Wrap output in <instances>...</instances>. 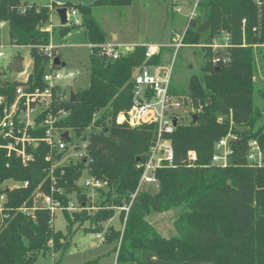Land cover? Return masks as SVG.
Masks as SVG:
<instances>
[{
  "label": "trees",
  "instance_id": "1",
  "mask_svg": "<svg viewBox=\"0 0 264 264\" xmlns=\"http://www.w3.org/2000/svg\"><path fill=\"white\" fill-rule=\"evenodd\" d=\"M129 0H94L92 4L60 5L74 9L79 25L59 28L60 37L81 27L89 42V83L74 92V100H63L55 109L69 111L59 126L72 130L86 141V155L76 162L63 163L62 154L52 152L40 142L29 147L31 160L23 164L14 154L0 147V193L5 196L0 215V264H31L46 243L57 252L65 244L62 233L50 223L51 214L35 209L33 215L18 210L31 207L37 193H54L65 206L75 193L80 204L94 207L62 213L66 227L88 222L87 232L100 233L102 223L114 216L116 209L128 204L135 193L144 163L157 140V127L143 123L130 127L116 123V116L126 112L133 102V75L143 64L161 62L160 50L146 58V46L134 45L111 59L101 53L105 36L92 14L94 6H116ZM58 6L28 4L22 0H0V20L8 27L10 43L35 45L49 43L50 16ZM23 10V13H21ZM196 17L188 18L184 43L204 44L207 60L201 76L191 75L187 90L175 87L170 79L169 93L188 96L198 110L188 123L176 124L173 132L163 133L173 152V165L166 161L155 171L157 185L138 190L127 211H118L121 230L108 228V238L117 241L115 264H264V159L252 165L246 159L247 143L255 140L264 152V122H256L260 111L253 108V44L264 45V0H197ZM53 30V27L51 31ZM228 33L230 46L213 53L211 44ZM230 55L227 63L211 64L214 55ZM32 68L28 81L42 85L47 56L29 49ZM56 57V56H55ZM264 61V54L262 55ZM15 82H3L0 93H13ZM220 118V120L218 119ZM228 133L231 154L228 164L211 163L214 144ZM194 152L192 162L187 153ZM86 171L104 183L96 188L94 203L88 200L76 181ZM27 182L8 189L6 181ZM180 208L174 218L175 233L163 237L149 222L152 213ZM106 241V240H105Z\"/></svg>",
  "mask_w": 264,
  "mask_h": 264
},
{
  "label": "built area",
  "instance_id": "2",
  "mask_svg": "<svg viewBox=\"0 0 264 264\" xmlns=\"http://www.w3.org/2000/svg\"><path fill=\"white\" fill-rule=\"evenodd\" d=\"M197 3V2H196ZM195 8L190 12V17L195 16ZM176 11H180V7H176ZM23 13V10H21ZM80 18L77 15L76 10H66V25H79ZM5 24L0 20V28ZM49 27H41L42 31L48 30L51 32L52 25ZM223 45L213 42L210 46L212 48H226L230 46L229 35L224 33ZM11 46L16 48H34L41 54L47 56L45 62V70L41 76L42 85H33L28 81V76L31 72H25L22 65V70L18 73L22 74L23 78L7 77L3 75V71L0 69V87L3 86V82H15L13 93L11 95L7 93H0V147L4 148L7 155L14 154L19 157L23 164L28 163L32 154L28 148H35L40 142L45 143L49 152L46 159L50 160L52 152H60L62 154L60 161L52 164V168L56 165L62 164L64 161L76 162L81 160L86 155V141L81 136L75 135L76 140L73 141L70 135V129L59 126V121L67 117L69 111L64 108L55 109L58 102L63 100H69L70 92L67 89L69 87V80L74 79L77 75L76 71L60 70L59 65H55L53 59L55 54L54 48L50 43L47 44H35V45H17L10 43ZM146 46L145 56H150L158 52L160 46L153 44H144ZM90 44H88V47ZM154 46V48H153ZM5 46L0 45V58L5 55L3 50ZM101 53L105 57L116 59L122 52H125L131 48L126 45L117 44L114 42H105L100 45ZM125 48V49H123ZM128 48V49H127ZM14 58L12 63L15 61ZM213 63H227L230 61V55L223 53L222 55H216L212 59ZM8 63V64H9ZM7 64V68H8ZM32 68V59H31ZM152 66L143 63L134 73L132 79L134 83L133 102L130 108L126 112H120L116 116V123H127L130 127H136L143 123H152L157 127V140L153 147H151L148 157L144 163L138 164L141 167L142 172L136 191L131 196V200L128 204L119 207L121 210L127 211L132 199L136 192L144 186L157 185V177L155 171L160 167L164 161L168 165H173V152L169 140L162 139L163 133L173 132L176 124L179 121L178 110L181 109L185 100H188L183 95H172L169 93L171 71L169 70L165 74H159L158 72H151ZM16 72V71H13ZM185 98V100H184ZM67 132L68 139H65L62 135ZM234 138V134L228 133L226 136L220 138L213 148V154L211 156V163L226 166L228 164V157L231 154L230 140ZM71 157V158H70ZM74 161H70V160ZM195 159V154L192 151L187 153L186 160L192 162ZM246 159L249 163L260 166L264 159V152L258 146L255 140H250L247 143ZM52 186L49 194L37 193L33 198V205L31 207L21 206L19 211L33 215L35 209L43 208L51 214L50 223L53 224L54 214L57 210L68 212L81 211L82 209L94 208L85 206L83 204H74L71 198L64 206L61 200L54 196V193L62 194V189L54 188L55 180L51 177ZM13 183V182H12ZM27 182L13 183L12 186H8V189L16 188L19 186H26ZM104 185L103 182L89 177L85 179L83 186L90 188L92 193L84 191L86 198L89 200L96 195V188H100ZM40 201L41 206H37ZM5 202V196L0 193V215L4 217L2 213L3 204ZM96 238L100 241L104 240L103 235L95 233Z\"/></svg>",
  "mask_w": 264,
  "mask_h": 264
},
{
  "label": "rangeland",
  "instance_id": "3",
  "mask_svg": "<svg viewBox=\"0 0 264 264\" xmlns=\"http://www.w3.org/2000/svg\"><path fill=\"white\" fill-rule=\"evenodd\" d=\"M24 1L36 5H50L53 2L56 5L65 2L72 4H92L94 2V0ZM196 2L197 0H129L124 5L94 6L92 14L99 22L102 31H104L103 34L108 40L111 38L110 34L115 33L119 37V43L128 46V48L137 44L149 43L162 47L160 50L161 62L153 65L151 72L165 74L170 70L171 80L175 87L187 90L191 75L201 76L202 68L207 60L204 44L201 42H183L186 23ZM176 7H180V11H176ZM194 17H196V10ZM51 20L54 28L50 33L49 43L54 48L55 56L59 57L60 61L65 64L59 68L62 71L73 70L77 72L76 77L69 80L67 91L69 93L70 91L75 92L78 89H83L89 83V42L85 38L81 27L72 29L65 35L66 37H60V24L56 13L52 14ZM49 26V24L46 25V27ZM223 37L224 33L216 38L214 42L223 45ZM0 45L5 46L3 49L5 55L0 58V69L3 71V75L23 78L22 74L9 70L7 64L13 61L16 56H20L24 71L29 72L31 69L29 50L10 45L7 25L0 28ZM211 49L215 53L216 51H222L224 48L211 47ZM252 49L254 53L252 65L254 95L252 104L253 108L261 113L256 121L261 123L264 122V61L262 59L264 45L253 44ZM213 57L210 62L216 65L212 61ZM183 96L188 100L184 98L185 102L178 110L179 122L188 123L191 117H196L198 110L191 106L188 96ZM218 119L220 120V118ZM70 135L75 141V133L72 130H70ZM70 161L74 160L71 159ZM63 163L67 162L64 161ZM82 175L76 181V184L83 192L92 193L90 188L83 186L85 179L89 178L86 171ZM7 185L12 186L13 183L8 180L3 183L2 187ZM150 187L152 186H144L141 189L147 190ZM70 198L74 204H79L74 192L70 194ZM95 198L96 195L89 200L94 203ZM179 209L173 208L162 213H152L147 218L163 237L168 238L175 233L173 221ZM118 211L119 209H116L114 216L101 224L103 230L100 234L103 235L104 240L100 241L94 235L95 233L87 232L88 222L82 224L75 222L70 229H67V222L62 211L57 210L53 218V228L55 231L62 233L59 242L66 243V245L63 249L53 252L52 242L48 241L46 252L40 251L31 264H115L113 249L117 245V241H108L110 239L107 231L110 227L121 230L122 225ZM91 242L96 244L91 245Z\"/></svg>",
  "mask_w": 264,
  "mask_h": 264
},
{
  "label": "water",
  "instance_id": "4",
  "mask_svg": "<svg viewBox=\"0 0 264 264\" xmlns=\"http://www.w3.org/2000/svg\"><path fill=\"white\" fill-rule=\"evenodd\" d=\"M56 14H57V16L59 18L60 26L66 25V8L65 7H58L56 9ZM53 62H54L55 65H59V66H64L65 65L63 62L60 61V58L57 57V56L54 57ZM8 69L11 70V71H16V72L21 71L22 70L21 59L18 57V58L15 59L14 62L9 63L8 64ZM69 96H70L69 100L73 101L74 97H75L74 92L70 91ZM62 136L65 139H68L67 132H64ZM37 206H39V207L41 206L40 201H38Z\"/></svg>",
  "mask_w": 264,
  "mask_h": 264
},
{
  "label": "crops",
  "instance_id": "5",
  "mask_svg": "<svg viewBox=\"0 0 264 264\" xmlns=\"http://www.w3.org/2000/svg\"><path fill=\"white\" fill-rule=\"evenodd\" d=\"M60 4H64V3H59V4H57V5H60ZM58 7H60V6H58ZM53 13H56V11L55 12H53ZM52 13V14H53ZM52 14H51V16H50V21H51V25H52V27H53V23H52V20H51V18H52ZM59 19V18H58ZM59 24H60V21H59ZM54 28V27H53ZM81 30L83 31V29L81 28ZM104 32V31H103ZM110 36H111V38L108 40L106 37H105V40H106V42H114V43H117V44H120L119 43V37H118V35H116L115 33H111L110 34ZM66 37V36H65ZM149 44H151V43H149ZM144 45V44H143ZM153 45H156V44H153ZM94 234V233H93ZM95 235V234H94ZM96 243L95 242H91V245H95Z\"/></svg>",
  "mask_w": 264,
  "mask_h": 264
},
{
  "label": "bare ground",
  "instance_id": "6",
  "mask_svg": "<svg viewBox=\"0 0 264 264\" xmlns=\"http://www.w3.org/2000/svg\"><path fill=\"white\" fill-rule=\"evenodd\" d=\"M153 48H154V46H153Z\"/></svg>",
  "mask_w": 264,
  "mask_h": 264
}]
</instances>
